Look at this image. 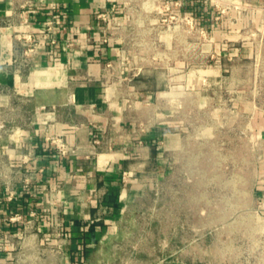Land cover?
<instances>
[{"label": "rangeland", "instance_id": "obj_1", "mask_svg": "<svg viewBox=\"0 0 264 264\" xmlns=\"http://www.w3.org/2000/svg\"><path fill=\"white\" fill-rule=\"evenodd\" d=\"M125 1L110 28L122 56L109 102L136 132L163 123L166 139L181 134L183 151H167L159 171L150 162L144 194L85 263L264 264L253 196L264 181V0ZM24 105L0 115L21 120Z\"/></svg>", "mask_w": 264, "mask_h": 264}, {"label": "crops", "instance_id": "obj_2", "mask_svg": "<svg viewBox=\"0 0 264 264\" xmlns=\"http://www.w3.org/2000/svg\"><path fill=\"white\" fill-rule=\"evenodd\" d=\"M24 1L0 0V114L11 109L14 116L20 103L26 112L21 120L0 115V217L38 214L25 241L23 223L2 222L0 264H74L117 233L125 209L144 194L139 176L154 159L159 171L167 151L180 156L183 139H166L163 123L136 132L109 102L122 56L110 28L115 19L125 21V0H31L25 29L40 42L28 64L15 34L28 9ZM52 3L62 21L55 43L45 34ZM252 118L256 124V112ZM253 196L264 208V181L254 184Z\"/></svg>", "mask_w": 264, "mask_h": 264}, {"label": "built area", "instance_id": "obj_3", "mask_svg": "<svg viewBox=\"0 0 264 264\" xmlns=\"http://www.w3.org/2000/svg\"><path fill=\"white\" fill-rule=\"evenodd\" d=\"M31 0H25L22 4L23 7L27 8L23 14H22V22L20 28L16 29V37L18 40L22 42L23 54L25 57L26 64L30 63L32 59L39 53V42L40 40L36 37L33 31L26 30L25 26L29 23V17L28 13L33 12L32 9L29 8V5H32ZM61 15L58 11L57 5L52 3L50 6V11L48 12L47 17V23L45 28V34L46 36H49L52 43L56 42V38L53 37V34L55 33V30L57 27L61 24ZM57 141V147L61 153H67L68 152V146L65 142H63L61 139H58ZM95 142H98L96 139ZM4 175V172L2 169H0V178ZM129 171H125L123 174L124 180H127V178L130 176ZM32 179H34V175H30L29 177L25 178V186L28 187L30 183H32ZM14 196V193H10L9 199H12ZM37 211L31 210L29 218H25L22 214H14V215H8L5 217H0V225L3 221H11V222H21L23 223L24 227V235H23V241L30 238L33 233L34 229L36 228L37 224ZM43 250L41 251V253ZM74 264H85V261L78 260L75 261Z\"/></svg>", "mask_w": 264, "mask_h": 264}, {"label": "bare ground", "instance_id": "obj_4", "mask_svg": "<svg viewBox=\"0 0 264 264\" xmlns=\"http://www.w3.org/2000/svg\"><path fill=\"white\" fill-rule=\"evenodd\" d=\"M31 238V237H30ZM28 243H29V241H28Z\"/></svg>", "mask_w": 264, "mask_h": 264}]
</instances>
